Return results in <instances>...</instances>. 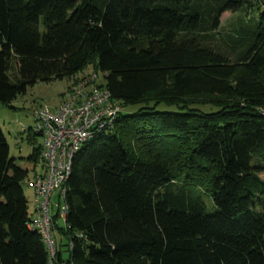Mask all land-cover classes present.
<instances>
[{
    "label": "trees",
    "instance_id": "1",
    "mask_svg": "<svg viewBox=\"0 0 264 264\" xmlns=\"http://www.w3.org/2000/svg\"><path fill=\"white\" fill-rule=\"evenodd\" d=\"M227 11L240 58L206 45ZM89 67L124 111L73 159L55 264H264V0H0L1 103ZM205 97L232 109L185 102ZM39 163L0 122V264H49L23 187Z\"/></svg>",
    "mask_w": 264,
    "mask_h": 264
},
{
    "label": "built area",
    "instance_id": "2",
    "mask_svg": "<svg viewBox=\"0 0 264 264\" xmlns=\"http://www.w3.org/2000/svg\"><path fill=\"white\" fill-rule=\"evenodd\" d=\"M101 76L87 68L71 79L56 108L40 106L33 113L35 125L31 128L43 139V165L30 181L35 200L31 227L39 231L46 244L49 264H55L58 252V218L66 223L65 198L73 159L86 142L110 132L124 111L122 102L101 82ZM261 111L264 113V107Z\"/></svg>",
    "mask_w": 264,
    "mask_h": 264
},
{
    "label": "rangeland",
    "instance_id": "3",
    "mask_svg": "<svg viewBox=\"0 0 264 264\" xmlns=\"http://www.w3.org/2000/svg\"><path fill=\"white\" fill-rule=\"evenodd\" d=\"M244 17V14H242L241 12H225L222 15L221 25L218 32H216V37L211 43L208 42V44L206 45L213 46L216 45V43L221 44L224 41L232 40V45L234 42V45H236L233 47L237 50L236 55L238 58H240L249 48L252 41V36L248 37L247 35H243L239 30L241 25L240 21H242ZM228 43L231 44V41H229ZM91 68L92 67H89L88 70ZM70 82L71 78L55 80L49 83L39 82L34 86L28 87L27 92L19 95L10 106L0 102L1 127L9 142L11 156L17 158L18 160L20 157H27L32 153L34 147L40 146L42 144V136H30L29 134L24 132L23 129L34 127L35 120L33 113L34 110L38 107L48 106L51 109L56 108L60 104L63 93L67 90ZM101 82H105V78L103 77V75L101 76ZM185 102L186 104H190L205 110H214L215 108H221L223 109V111H229V109H232L231 105L227 106V108L215 97L189 99ZM158 110L168 112L179 111L176 107L173 106H160ZM131 111H138V109H134ZM31 141L34 142V145L31 144ZM186 147L187 146L185 145L182 150H186ZM41 170L42 164L39 163L36 169L30 173L29 177L23 183L24 191L29 199L30 212L33 208L34 197V192L32 187L30 186V181L33 179L36 172H41ZM208 201H210V199H208ZM59 224L60 226L63 225L62 220H59Z\"/></svg>",
    "mask_w": 264,
    "mask_h": 264
},
{
    "label": "crops",
    "instance_id": "4",
    "mask_svg": "<svg viewBox=\"0 0 264 264\" xmlns=\"http://www.w3.org/2000/svg\"><path fill=\"white\" fill-rule=\"evenodd\" d=\"M34 192V191H33ZM34 206H35V200H34V197H33V208H32V211L34 210ZM31 211V212H32Z\"/></svg>",
    "mask_w": 264,
    "mask_h": 264
}]
</instances>
